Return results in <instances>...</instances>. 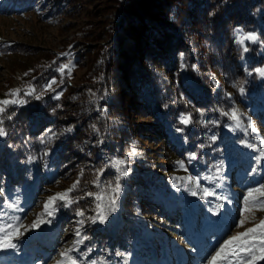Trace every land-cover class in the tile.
<instances>
[{"label": "trees", "instance_id": "16d2710c", "mask_svg": "<svg viewBox=\"0 0 264 264\" xmlns=\"http://www.w3.org/2000/svg\"><path fill=\"white\" fill-rule=\"evenodd\" d=\"M45 1L0 0V12L38 11L43 8ZM123 1L118 12L122 18L117 23L121 30L109 60L101 64L104 63L106 70H116L121 76L130 74L136 101L156 120L153 132L158 134L159 141H164L172 154L169 159L172 162L160 165L163 167L158 172L179 170L177 162L183 161L198 176L207 172L217 161L222 162L224 155H227L230 161L236 162L234 167L247 176L248 182L254 181L256 186L261 184L264 173L257 169L253 171L256 165L246 158L241 146L244 140L255 142L264 136V78L254 71L264 66V0ZM186 2L188 6H182ZM44 5H47L48 10L52 9L51 12L55 8L49 3ZM191 13L193 15L189 16ZM237 27L256 32L260 38L256 43L248 41L245 44L249 52L243 54V59L240 58L241 45L237 43L234 31ZM131 35L136 38V43L133 51L128 53L123 44ZM14 48L13 43L0 41V55ZM140 56H143L142 61L138 60ZM157 63L170 72L167 80L164 79V73L155 71L154 65ZM181 63L185 64V68L181 69ZM192 65H196L197 70L194 71ZM245 68L252 74L248 75ZM213 77L216 81L220 79L218 86L213 84ZM234 81L244 82V95L233 87ZM35 84L37 87L41 85ZM226 93H231V96ZM101 94L82 100L86 105L82 111L87 114L91 124L87 129L88 135L81 134V129L77 127L71 132L62 130L63 122L57 109L60 100L53 99V95H44L40 100L25 97L28 103L14 109L15 116L10 121L6 120L4 125L8 134L0 137L2 200H27L31 196L33 198L28 199L31 204L38 201L41 198L38 195L48 191L51 186L71 187L62 183L73 180V177L80 179L79 191L74 192V196L88 191L98 192L99 188L92 183L95 170L105 167L112 155L120 152L119 147H125L124 140H117L122 128L116 120L124 122V115L117 108V96L105 99L102 111H97L96 100L103 97ZM238 103L243 106L244 113L249 114L259 133L233 134L225 130L230 121L214 109L229 111ZM200 110L204 113L203 120L218 123L204 127L200 123ZM186 113H191L193 120L188 125L180 123L181 114ZM47 129H53L58 136L47 145L50 155L42 156L46 145L41 141L49 135ZM175 129L182 130L184 135L179 143L174 139ZM213 134L216 139L210 140ZM197 145L204 147L198 149ZM193 151H197L199 158L189 162L188 155ZM122 152L126 156L131 151L125 147ZM29 156L35 159L29 162ZM130 163L134 167L136 165L137 169L132 166L129 175L120 181L123 191L115 213L120 215L124 224L118 230L115 248L124 247L125 240H129L133 232L143 231V219H146L148 226L164 227L167 232L183 224L182 215L179 216V222L170 221L180 204L177 208L171 199L156 191L168 188L167 179H164L167 177L161 173H158L161 176H157L144 171L147 167H142L141 159L133 158ZM111 169L108 167L101 177L102 184L114 182L116 172ZM81 171L83 176H80ZM37 177V189L32 193ZM131 184L137 188L132 189ZM167 190L171 194L169 188ZM93 206L91 198H85L72 208H60L57 214L62 220L61 230H66L68 226L69 229L62 238H55L54 243L60 241L69 245L74 242L75 235L69 240L72 235L70 230L73 228L75 231L78 227L76 221L80 217L74 214L73 209L84 208L88 210V215H93ZM38 217L46 221V214ZM82 231L89 237L81 243L82 251L106 254L107 240L113 237V229L109 233H100L99 223H86ZM195 256L192 258L195 259Z\"/></svg>", "mask_w": 264, "mask_h": 264}, {"label": "rangeland", "instance_id": "374dc122", "mask_svg": "<svg viewBox=\"0 0 264 264\" xmlns=\"http://www.w3.org/2000/svg\"><path fill=\"white\" fill-rule=\"evenodd\" d=\"M150 1L158 2V0ZM46 3L55 6L52 12V9L46 8L47 5H44ZM123 3V0H47L43 8L38 11L0 12V41L13 43L15 47L9 53L0 55V99L8 98L6 93L11 89H26L29 84L35 86L36 82L41 84L43 81L39 87L35 86L39 91L52 78H56L58 85L54 87L57 91L63 90V96L57 106L61 122H63L62 130L65 131L68 127L74 126L73 128L81 129V134L88 135L87 129L91 124L87 114L82 111L86 108L82 100L87 99L88 96L91 99L102 93L103 97L96 100L97 111H102L105 99L117 96V108L124 115V122L115 119L122 128L117 140H124L127 150L135 149L137 155L131 160L141 159L142 167H147L144 171L153 172L157 176L161 173L167 177L164 179H167L171 194L168 188H160L156 191H160L167 199H171L175 206L180 204L179 210L173 212L170 221L177 223L179 216L182 215L183 224L167 232L164 227L148 226L146 219H143V231L133 232L130 235L131 238L125 240L124 247L115 248L116 236L124 220L120 215L117 216L115 212H112L106 223H99L100 233H109V230H114L113 237H108L106 254L102 252L88 254L82 251L81 244L74 245L72 242L68 245L60 241L54 243L55 238L58 236L62 238L69 229L68 226L66 230H61L62 220L58 218L57 211L51 217L46 215V222L43 224L30 228L34 219L43 213V205L48 197L68 189L62 185H55L38 195L41 198L31 204L28 203V199L33 198L31 196L27 197V200L0 198V227L16 224L15 217H20V222L30 228L28 231L21 229L24 235L14 239L13 242L17 245L15 249L0 248V264H56L57 260L61 259L59 253L73 247L78 248V251H73L71 255L78 260L79 264H91L93 260L97 261V264H124L125 259L127 264H207L210 256L223 241L238 232H243L245 228L253 227L260 219H264V210H260L259 207L253 208L251 213L244 211L245 198L249 190L264 185V179L257 186L254 181L248 182L247 176L234 167L236 162L230 161L227 155H224L222 162L217 161L207 172L198 176L196 172L188 168L185 171L181 167L179 170L158 172L159 168L163 167L160 165L172 162L169 160L172 154L164 141H159L158 134L153 132L152 127L156 124V120L136 101L134 86L129 80L130 74L124 73L121 76L116 70L108 71L104 63L101 64L109 60L114 43L117 41L116 37L121 30L117 23L122 18L118 12ZM182 6H188L187 2L182 3ZM184 19L186 20L185 17ZM236 29H242L241 35L253 32L246 31L242 27ZM241 35L236 34L237 39H240ZM247 42L245 41V44ZM135 43L136 38L131 35L123 44L125 51L132 52ZM142 59L143 56H140L138 60L142 61ZM63 64L71 66L70 74L61 75L57 71L58 66ZM154 66L155 71L159 74L164 73V79L167 80L170 73L168 69H162L159 63ZM217 81L221 83L219 78ZM45 95H54V93L46 92ZM236 107L244 113L241 104H236ZM245 114L246 117H250L248 113ZM231 123L230 121L229 124ZM246 123L247 118H245ZM228 125L225 127L228 133L244 132L232 131ZM173 134L178 143L184 138L180 129L173 130ZM245 141L255 142L244 140L241 146L246 158L254 162L256 152L247 148ZM125 147H119L120 152L112 155L108 161L112 158L125 157L122 155ZM221 163L223 179L217 180L215 183L220 184V187H215L211 180L204 177L214 176L215 166ZM132 166L134 167L130 163L129 168L131 169ZM112 169L116 172L114 168ZM257 170L264 173V164H261ZM190 176L199 177L202 187L214 189L216 197H205L200 189H196L198 194L192 196L188 191L189 188L194 187L188 179ZM77 179L73 177V180H66L62 184L72 185ZM37 183L38 177L32 193L37 189ZM131 188L135 190L137 187L131 184ZM97 191L103 193L105 189L99 188ZM253 196H259V193H254ZM217 197L224 198L217 199ZM252 199L249 198L250 207ZM17 201L19 211L7 207V204ZM218 203L222 207L217 212L214 209ZM203 208L204 212H202ZM243 217H247V220L245 225L240 227L238 221ZM70 234L72 235L69 240L73 238V228ZM193 255H197L195 259L192 258Z\"/></svg>", "mask_w": 264, "mask_h": 264}, {"label": "snow or ice", "instance_id": "6c2138e0", "mask_svg": "<svg viewBox=\"0 0 264 264\" xmlns=\"http://www.w3.org/2000/svg\"><path fill=\"white\" fill-rule=\"evenodd\" d=\"M234 31L237 35H241L242 33V29H236ZM259 39L260 38L255 32L243 33L241 35V38L237 40V43L241 45V59L244 58V53L249 52V47L245 46V41L256 43ZM181 60H183V53H181ZM183 68H185V64L181 63V69ZM192 69L194 71L197 70V66L192 65ZM57 71L61 75L70 74L71 66L69 64L60 65L58 66ZM245 71L248 72V69L245 68ZM254 71L261 78H264V67H257L254 69ZM251 74V72H248V75ZM25 75H27V73ZM212 80L213 84L218 86L219 82L216 81L215 77H213ZM243 83V81L233 82V87L237 88L241 95H244L245 93ZM54 85H58L56 78H52L39 91L34 85L29 84L26 89L16 88L11 89L8 93H6V97L8 98L0 99V137H4L8 134L4 125L6 120L10 121L15 116L14 109L28 103V100L25 99V97H33L36 100H40L44 97L46 92H51L54 93L52 98L59 101L63 96V90L57 91V88L54 87ZM226 95L230 97L231 93H226ZM214 110L220 111L222 116L227 117L228 120L232 122L228 125L232 131L242 130L245 133H259L260 131L252 122L251 118L246 117V114L242 113L238 107L233 106L229 111H224L222 109ZM203 115V111L200 110V123H202L204 127H207V125L210 123H218L217 121L203 120ZM245 118H247L246 124ZM192 122L193 120L191 113L181 114L180 123L188 125ZM73 127L74 126H70L65 129V131L71 132ZM92 127L95 129L94 125ZM46 131L50 133V135L41 141V143L46 145L42 152V156L50 155V149L47 148V145L58 136V134L53 129H47ZM62 134L63 133H60V135ZM209 139L215 140V134L209 137ZM102 142L103 141L101 140L100 143ZM244 143L247 148L253 149L256 152V156L254 157V164L256 165V168L253 169V171H255L261 164H264V136L258 138L255 143L247 141ZM203 147L204 145H197L198 149ZM135 155H137V153L135 149H133L125 157L112 158L110 161L106 162L105 167L95 170V179L92 181V183L95 184L97 188L103 187L105 189L103 193H93L88 191L84 192L80 196H74L73 193L79 191L80 179L78 178L68 189L48 197L47 201L43 205L44 213H42L41 216L46 214L47 216L51 217L60 208H72L73 205H79L80 200L91 198L92 205H94L91 207V211L94 213L93 215H88V210L84 208L77 207L73 209L74 214L80 217V219L76 221L78 227H76L74 231V235L76 237L74 245L83 243V241L89 239L88 235L82 231L86 223L104 224L107 222L108 216L117 210L118 201L123 191V186L120 181L123 177L129 175V164L131 162V158ZM198 158L197 151H193L188 155L189 162L197 160ZM28 159L29 162H32L35 157L29 156ZM177 164L179 167L187 171V167L183 161H178ZM108 167L114 168L116 170L114 182L110 181L106 184H102L101 177L104 175ZM215 167L216 172L214 176L204 178L211 180L215 184V187H220V184L215 182L217 180L222 181L223 179L221 175V170L223 167L222 163ZM80 176H83V171H81ZM188 179L192 184H194L193 188L188 189L192 196H196L198 194L196 189H200L205 197H216V192L214 189H209L200 185L199 177L190 176ZM254 193H259V196L254 197ZM223 198L224 197H217V199ZM249 198H253L251 207L249 206ZM7 207L14 211H19L18 201L16 203L7 204ZM221 207V204H216L214 211L218 212ZM255 207H259L260 210H264V185H261L257 189L249 190L248 196L245 198V212L251 213ZM210 211H213V209H210ZM15 220L17 221L16 224H8L5 227H0V248L15 249L17 245L13 242L14 239L23 236L24 231H28L30 228L38 227L39 223L46 222L38 217L37 221H34L29 228L20 222V217H15ZM246 220L247 217L239 219V226L243 227L246 223ZM21 229H24V231H21ZM73 251H78V248L73 247L60 252L59 255L61 259L57 260L56 264H79L78 260L71 255ZM117 254L121 255L120 253ZM225 262L226 264H261V262H264V219H260L258 223L254 224L253 227L245 228L243 232H238L223 241L218 249H216L210 256L207 264H225ZM91 264H97V261L93 260L91 261ZM124 264H127V259H125Z\"/></svg>", "mask_w": 264, "mask_h": 264}]
</instances>
